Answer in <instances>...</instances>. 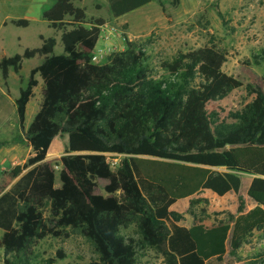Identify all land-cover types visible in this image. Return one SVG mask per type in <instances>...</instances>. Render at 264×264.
Segmentation results:
<instances>
[{"label": "trees", "instance_id": "obj_1", "mask_svg": "<svg viewBox=\"0 0 264 264\" xmlns=\"http://www.w3.org/2000/svg\"><path fill=\"white\" fill-rule=\"evenodd\" d=\"M49 1L42 19L62 32L63 53L55 54V38L42 37L41 47L0 60L7 81L11 69L21 72L25 59H42L16 100L23 130L36 76L44 83L40 109L25 132L34 155L0 181L4 263L32 264L33 245L68 236L67 229L87 239L97 264H137L148 249L162 254L165 264L235 256L264 229V89L246 86L252 102L231 114L235 122H220L208 104L244 84L223 71L227 57L216 46L164 62L162 79L151 75L141 47L130 41L109 63L97 65L92 57L104 21L87 22L86 11L75 5L82 0ZM151 1L109 0V5L121 17ZM58 153L64 154L58 161L60 187L48 157ZM110 153L122 156L115 168L107 161ZM97 179L108 181V196L97 194ZM202 190L220 197L234 192L237 215L211 222L206 212L192 214L190 229L180 225L182 217L170 208ZM246 197L256 204L249 211ZM132 226L136 238L122 235Z\"/></svg>", "mask_w": 264, "mask_h": 264}, {"label": "rangeland", "instance_id": "obj_2", "mask_svg": "<svg viewBox=\"0 0 264 264\" xmlns=\"http://www.w3.org/2000/svg\"><path fill=\"white\" fill-rule=\"evenodd\" d=\"M77 7L86 11L87 22L101 19L102 26H115L119 36L107 43L99 38L98 50L107 54L100 63H109L110 58L126 50V41L137 43L145 54L146 64L151 75L157 79L166 76L162 64L174 60L180 53H187L206 46H216L226 54L223 71L239 79L244 87L235 90L223 100L208 104L209 112L217 114L220 122L233 123L231 114L243 110L253 100L246 86L264 89V0H186L183 4L173 0H152L146 6L122 17L113 16L109 0H82L75 2ZM191 7V9H190ZM39 34L57 38L55 54L63 53L61 32H56L44 23L30 28L11 27L0 33L7 57L23 54L26 49L41 45ZM22 40L18 41V37ZM0 51V60L2 55ZM5 56V57H6ZM42 59L38 56L25 59L19 74L10 70L9 79L4 81L0 72V181L4 173L17 165L25 164L34 153L26 146L25 132L38 113L44 84L39 81L34 96L27 106L25 127L17 123L16 100L20 89L26 86L31 69L38 66ZM64 154H51L49 159L55 163L57 171L56 187H60L58 165ZM117 162L121 158H117ZM114 161V160H112ZM97 194L108 196L105 191L107 180L97 179ZM194 200L195 205H191ZM246 210L255 202L246 197ZM238 197L232 192L223 197L203 190L193 198L179 201L171 210L178 213L181 225L191 226L193 215L202 217L207 213L211 222L237 215ZM68 236L48 237L35 243L31 249L32 264H97L99 258L92 245L79 232L67 229ZM122 235L137 237L136 229H122ZM3 230L0 229V239ZM64 257H60L59 254ZM12 260V256H9ZM0 264L4 263V251L0 247ZM137 264H165V259L155 249H148L138 255ZM208 264H264V229L255 231L242 245L235 256L228 255L223 261L216 259Z\"/></svg>", "mask_w": 264, "mask_h": 264}, {"label": "crops", "instance_id": "obj_3", "mask_svg": "<svg viewBox=\"0 0 264 264\" xmlns=\"http://www.w3.org/2000/svg\"><path fill=\"white\" fill-rule=\"evenodd\" d=\"M173 2H180V4H183L184 2H186V0H173ZM50 5H51V2L49 0H0V33L2 31H4L5 29H10L11 27H17V26H15V25L12 24V21H18V20H26V21L29 22V25L27 27H17V28H25V29H27V28H30L32 25L39 24V23H44L47 27H49L48 23L45 20L42 19V12L46 8H48ZM190 9H191V7H190ZM52 30H54V29H52ZM56 32H61V31H55L54 30V36H55V33ZM42 37L45 38V39L48 38V37H45V36L39 34V40L41 42V45H42V39H41ZM53 38H55L56 41H57L56 36L53 37ZM3 40H5V37H2V39L0 38V51H1V53H3L4 52V49H5ZM17 40L18 41H21L22 38L19 36ZM41 45L39 47H41ZM2 56L5 57L6 55H4V53H3ZM206 191H210V190H206ZM210 192H212V191H210ZM230 193H232V192H230ZM230 193H228V194H230ZM193 197H191V198H193ZM187 199H189V198H187ZM182 200H186V199H182ZM179 201H181V200H179ZM177 203H175L170 208V210ZM255 206H256V204H255ZM192 225H193V223H192ZM192 225L191 226H184V225H182V226L190 229L192 227Z\"/></svg>", "mask_w": 264, "mask_h": 264}, {"label": "built area", "instance_id": "obj_4", "mask_svg": "<svg viewBox=\"0 0 264 264\" xmlns=\"http://www.w3.org/2000/svg\"><path fill=\"white\" fill-rule=\"evenodd\" d=\"M120 30L116 28L115 26H100V40L110 43L113 39H116L119 36ZM107 54L106 50H98L96 47L93 52L92 62L94 64L100 65L102 60H104L105 56ZM107 155V161L111 164L112 168H115L119 163L117 162V158H122L121 155L117 154H106ZM114 160V161H112Z\"/></svg>", "mask_w": 264, "mask_h": 264}]
</instances>
